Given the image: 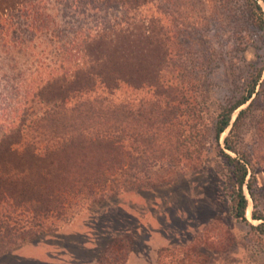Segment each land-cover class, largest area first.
Wrapping results in <instances>:
<instances>
[{
  "label": "rangeland",
  "instance_id": "rangeland-1",
  "mask_svg": "<svg viewBox=\"0 0 264 264\" xmlns=\"http://www.w3.org/2000/svg\"><path fill=\"white\" fill-rule=\"evenodd\" d=\"M27 1L34 5V0ZM76 2L41 0L37 23L47 30L57 27L76 33L98 25V18L108 14ZM178 2L186 27L174 30L179 35L171 45L177 55L162 74L170 93H157L150 85L120 83L105 104L112 115L113 139H123L122 152L108 151L104 142L105 146L98 144L88 152H73L81 163L71 162L73 169L50 168L44 160L53 146L70 151L79 139L87 146L99 143V129L109 128L100 119L71 121L61 128L59 138L40 126L49 128L56 118L64 117L62 113L45 117V110L36 107H28L32 130L25 129L12 140L18 143L13 147L17 154L7 153L8 145L0 147V240L14 244L0 257V264H46L12 257L34 244L69 250L81 262L96 264H126L131 256L146 258L148 264H264V235L252 229L261 223L253 220L254 211L264 216V31L245 0ZM257 2L264 11V2ZM23 11L17 6L2 18L10 28L5 41L0 39V141L25 111L21 103L28 89L20 86L21 80L34 82L38 61L53 59L50 33L46 37L34 31V14ZM140 11L147 19L160 17L162 25L171 22L156 3ZM135 13H127L119 4L110 11L117 20ZM260 69L263 75L256 94L234 113L219 147L213 126L221 108L238 99ZM102 90L99 87L88 96L108 97ZM177 90H184L185 98ZM77 105L69 102L66 111ZM95 109L99 106L91 111ZM241 110L247 113L230 135ZM39 119L48 122L38 123ZM164 123L168 132L162 129ZM228 137L238 152L252 158L254 171L250 169L247 182L255 173L257 188L255 201L245 188L248 223L230 214L226 190L230 171L221 149L233 158L238 154L226 149ZM123 156H128V166L117 169L116 159ZM11 178L17 184L10 191L1 181Z\"/></svg>",
  "mask_w": 264,
  "mask_h": 264
},
{
  "label": "trees",
  "instance_id": "trees-1",
  "mask_svg": "<svg viewBox=\"0 0 264 264\" xmlns=\"http://www.w3.org/2000/svg\"><path fill=\"white\" fill-rule=\"evenodd\" d=\"M178 1L179 0H78L76 3L82 5L87 4L90 11L95 10L96 13L99 11H106L108 14L102 18H98L99 24L94 27H89L88 29L77 31L76 33H64L57 27L53 30H47L42 24L39 25V23H37L40 10H37L36 7L41 0H34V5L27 0H0V39L2 42L5 41L6 32H8V28H10H6L7 22L2 19L3 14L6 11H13L17 6L28 15L34 14V31H42V34L45 33V36L47 34L46 37H48L50 33L51 40L54 42L52 47L53 59L46 62L41 58L40 61H38L34 69V82H28L27 78L26 80H21L20 86H26L28 89L21 103L25 111L23 110V113L20 112L16 121L10 123L9 129L7 128L8 131H6L10 132L0 141V147L9 146L5 151L11 153L13 156L17 154V150L14 151L13 147L18 143L12 140L14 137L22 136L25 129H31V126H34V120L31 116H28V107H36L38 108L36 110H45V117H52L54 114L57 115L62 113L64 117H61V119L56 118L52 124H50L49 128H47L49 125H44L43 128L40 126L46 133L50 131L59 138L62 137L59 136L61 135L59 134L61 128L67 126L71 121H78L81 123V121L88 119L92 121L100 119L105 120L109 128L105 130H103L105 127L101 130L99 129L100 133L97 132L98 136L101 134V137L98 138L99 141H97L99 143H91L87 146L84 141L79 139V141H74L72 147L70 146V151L67 150V147L65 149L61 145L53 146L52 152L50 151L48 158L44 160H47L45 165L49 163L50 168L60 169L61 167L68 166L69 169H73L74 167L70 166L71 162L76 163V165L80 163V158L77 157L78 153L73 152H88L92 147L98 148V144L99 147L105 146L102 144L104 142L108 143L106 146L108 151L111 150L115 153L122 152L124 146L120 143L123 139L121 138L117 141L113 139V124L112 118H110L112 115L108 110L109 107L107 108L105 104L109 102L108 98L114 95L113 93L118 89L120 83L131 84L137 88L150 85L157 89V93L164 95L170 93L169 91L171 89L168 81V87L162 83L164 82L162 81L164 79L162 74L164 69L167 68L166 65L168 66V64H170L173 66V64H171L172 60L174 56L177 55L174 54L175 50L171 45L172 41L179 35L174 30L179 27H186V20L183 19L179 13L181 7ZM262 1L264 2V0ZM245 2L247 6H249V4L251 5L254 22L264 31V11L262 7L257 0H245ZM155 3L159 11L164 14L167 19H171L170 23H166L167 26L162 25L163 21L160 17L159 20L156 18L147 19L141 14L142 12L140 10L142 8ZM116 4L123 7L125 6L127 13L132 11L137 14L135 13V15L130 18L126 16L125 20H117L110 15L113 5ZM47 18H49V16H47ZM263 69H260L250 77L238 99L221 108V113L213 126L214 139L219 144V147L221 146V136L230 128L234 113L250 102L256 94L257 87L263 75ZM174 82L176 81L174 80ZM190 82L191 81H187L186 84ZM99 87L103 89L101 92L104 94L106 93L105 95L108 97L91 98L88 96V94H95ZM18 90L19 89H17V92H19ZM177 91L179 94H182V99L185 98L186 95L184 90L183 92ZM82 96H86L87 99H82ZM72 101H75L78 105L75 109H71L67 112V104ZM95 105L99 106V109H95L98 111L99 116H97L95 110L91 111L92 107ZM86 108H88V110L90 108L91 112L86 111ZM106 111H108V113H106ZM246 113L247 110L240 111L230 135L235 133L239 128ZM40 120L42 122H48L47 119H39L37 122L40 123ZM27 123H29V125ZM165 125L164 123L162 129L164 128V131L168 132L169 127L167 128ZM169 136H172V134H169ZM76 144H78L79 147L71 151ZM225 145L227 150L238 154L237 158H233L221 149L223 156L227 159V166L230 171L226 187L228 198L231 199L230 214L237 221L248 223L246 211L249 201L245 193V188L248 189L254 201L256 200L255 189L257 188V186L254 185L256 178L255 173H253L250 182H247L250 169L254 171L251 163L252 158L238 152L236 144L231 142L230 137L225 140ZM64 154L65 156H63ZM124 154L126 155V153ZM34 160H36V162L39 161L38 158H34ZM128 160V156L116 159L115 164L117 169L124 168ZM11 165L15 167V164L11 163ZM1 183H5V187L9 188L11 191L13 188H16L17 181L11 178L2 180ZM12 208L15 209L16 206L14 205ZM253 220L261 223L258 226H252V229L257 231L260 235H264V216L254 211ZM6 235L4 238H6ZM0 245V257L8 254L14 247V244L9 243V241L5 242L0 240Z\"/></svg>",
  "mask_w": 264,
  "mask_h": 264
},
{
  "label": "crops",
  "instance_id": "crops-1",
  "mask_svg": "<svg viewBox=\"0 0 264 264\" xmlns=\"http://www.w3.org/2000/svg\"><path fill=\"white\" fill-rule=\"evenodd\" d=\"M19 256L30 260L34 259V261L46 264H96L93 263V261L81 262V260L72 257V254L69 250H62L61 252L55 250L54 248L38 244H34L29 247H22L12 254V257L16 259H18ZM126 264H148V260L138 256H131Z\"/></svg>",
  "mask_w": 264,
  "mask_h": 264
}]
</instances>
